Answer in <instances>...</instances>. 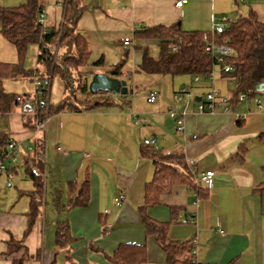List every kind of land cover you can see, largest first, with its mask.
<instances>
[{"label":"crops","instance_id":"0c3cea01","mask_svg":"<svg viewBox=\"0 0 264 264\" xmlns=\"http://www.w3.org/2000/svg\"><path fill=\"white\" fill-rule=\"evenodd\" d=\"M39 1L46 11L45 27L59 28L64 23L66 0ZM177 1L77 0L84 11L76 30L88 41L89 64L95 69L90 77L97 73L112 77L109 71L123 64L117 78L126 80L129 94L135 95V73L143 57L140 48L147 47L149 41L139 38V31L180 23L184 31L211 32L216 25L227 27L251 11L264 22V0H188L182 8L176 7ZM26 2L0 0V7L17 8ZM131 37L139 42L135 45L132 41V45L141 54L134 53L133 70H126L125 58L131 45L125 46L123 39ZM29 48L37 53L36 67L25 68L33 71V76L3 82L7 93L28 99L35 93L34 80H41L46 72L45 64L38 62L39 46ZM63 51L55 49L58 55ZM100 60L102 63L96 65ZM18 61L16 56L0 57V63ZM220 68L221 77L215 79L220 85L215 88L229 102L234 90L230 85L234 83L230 75L222 73V65ZM148 75L139 78L143 85L137 91H147L150 107H139L127 96L109 93L114 106L78 111L67 108L49 114L67 97L64 82L55 76L49 84L46 118L38 117L33 102L28 104L32 112H25L27 103H21L10 114L0 116V128L6 129L22 147L19 160L23 158L25 170L37 165L35 144L38 140L44 142L41 170V165L36 166L43 179L41 195H35L34 183L23 173L21 177L33 183L32 190L21 191L17 200L0 199V264H12L23 254L22 250L5 255L11 239L24 242L30 257L26 264H115L114 256L125 244L145 245L146 260L142 264H170L156 237L147 233L140 214L146 203V187L158 170L149 155L154 151L181 154L191 173L215 171L211 189L192 191L185 184H177L170 194L161 197L160 204L146 210L152 220L169 224L168 240L192 242V247L196 242L197 264H264V215L260 197L253 192L264 182L261 104L246 99L234 110L223 103L214 113L199 112L197 103L212 87L208 78L196 81L198 76H171L166 80L161 75L158 79ZM184 88L200 101L176 102L174 94ZM151 93L156 95L154 103L147 101ZM170 109L187 112L184 133L177 131L176 122L168 115ZM181 165L174 162V167ZM13 172L15 177L19 175L21 166L17 165ZM83 184L90 189L88 205L72 206ZM196 193H201L200 198ZM34 195L39 213L31 232L24 237ZM122 195L125 200L117 205L116 199ZM171 207L179 208L175 218ZM60 227L66 234L63 244L57 242Z\"/></svg>","mask_w":264,"mask_h":264},{"label":"trees","instance_id":"16d2710c","mask_svg":"<svg viewBox=\"0 0 264 264\" xmlns=\"http://www.w3.org/2000/svg\"><path fill=\"white\" fill-rule=\"evenodd\" d=\"M43 5L39 0H27V2L17 8L0 7V33L17 51L19 61L15 64L0 63V116L10 114L15 108L21 106L18 100L20 96L7 93L4 90L3 82L6 79H18L23 76H33V71L27 72L24 61L31 45H38L40 54L38 62L45 64V75L40 76L43 82V96L34 107L38 117L46 118V100L52 77L58 76L65 84L67 97L71 89V82L74 83L77 77L80 78L86 72L84 85L81 87L82 94L92 95L89 91L88 75L93 71L89 69L90 50L88 41L81 33L76 30V25L82 16L83 8L79 6L77 0H66L64 10V20L59 28L48 29L39 24L38 19L43 11ZM138 37L141 39L156 40L160 48L158 57H153L148 47H141L143 57L139 65V71L149 75L161 76H191L208 78L214 67L220 65L215 55L207 52L210 45L222 46L227 44L232 49V55L225 58L222 73L231 76L234 83L233 97L229 99L231 110L241 103L240 96L246 95L248 101L252 102L256 98L264 97V93L256 91V86L264 82V22L258 19L257 14L251 11L247 17L241 18L230 23L223 29H214L211 32L184 31L180 23L169 27L156 26L144 31H139ZM172 43L177 44V50L171 51ZM56 48L64 49L62 54L55 52ZM61 56V57H60ZM102 60L96 63L100 65ZM221 66V65H220ZM123 64L113 67L109 73L112 77H119L122 74ZM89 69V70H88ZM90 76V75H89ZM109 93H100L92 96H108ZM64 100L62 105L51 109L49 114L59 113L64 109L75 110ZM111 97L105 104H95L89 109L114 106ZM24 106V105H23ZM32 107V105H31ZM75 111H78L75 110ZM264 143V133L260 135ZM12 139L4 128H0V157H4V152ZM44 142L38 140L35 144L37 165H41ZM157 165L154 180L146 187V203L140 208L148 234L154 235L166 252L167 260L170 264H197L195 256L192 254V242L174 243L167 238L169 229L168 223H159L146 215V210L156 204H160L161 197L170 194L173 187L177 184H185L192 191L197 187L194 177L183 164L181 154H167L155 152L149 154ZM174 162L182 165L174 167ZM36 165V166H37ZM36 166H30L26 170L28 178L34 183L36 188L35 195H41L43 190L42 174L36 171ZM182 169V170H181ZM264 171V168H263ZM76 189V186H74ZM200 191V189L198 188ZM89 185L83 184L79 187L78 195L73 200L72 206L86 207L89 202ZM259 195L261 201V211L264 215V182L253 191ZM33 197L31 211L29 213L28 227L25 231L26 237L32 230L36 218L38 217V205ZM198 194V197L200 198ZM172 215L176 216L178 207H171ZM57 242L63 244L66 241V234L63 228H59ZM62 231V232H61ZM23 250L19 259H14L12 264H26L30 258L23 241L11 239L8 242L6 256L18 253ZM146 260L145 245L125 244L117 250L113 262L115 264H142Z\"/></svg>","mask_w":264,"mask_h":264},{"label":"rangeland","instance_id":"374dc122","mask_svg":"<svg viewBox=\"0 0 264 264\" xmlns=\"http://www.w3.org/2000/svg\"><path fill=\"white\" fill-rule=\"evenodd\" d=\"M65 23V20H64ZM131 40L134 42L135 45L139 44V42L137 40H133V37H131ZM0 57L2 58H14L15 56L17 58V60H19L18 58V54L16 53L17 51L15 50L14 46L10 45L8 41L5 40V38L2 36V34L0 33ZM7 45V46H6ZM147 47L149 50V53L153 56V57H158V55L160 54L159 52V48H158V42L156 40H149L147 42ZM10 47V48H9ZM119 48H122V46H119ZM135 46L133 47V45H131L127 50H128V55L125 58L126 63H125V69L126 70H133V67L135 65V57H134V53H136L138 56L139 54H141V50L137 49L135 51ZM65 52L67 51V48H64ZM16 51V52H15ZM61 57V56H60ZM37 64V53L34 52L32 49H28L25 61H24V67L25 68H34L36 67ZM90 70L94 71V67H89ZM88 69V70H89ZM140 72H136L135 74V84L138 83L137 87H135V89H133L135 91V95H127L129 101H134V104L137 103V105L139 107L145 108L147 106V102H146V96H147V91L146 90H142L140 93H138L139 91H137V88L142 86L143 84L141 83V80H139L140 77H143V79L146 78L147 74L141 73ZM98 74V73H97ZM91 75V74H89ZM150 77H152L153 79H158L161 78L159 77L160 75H148ZM77 77V80H75L74 83L71 82V89L69 90V96L66 99V101L68 102V104L70 105L71 108L75 109V110H82V109H89L92 108L95 104L99 103V104H105V101L109 99V97L111 96H92V95H88V94H82L80 92L81 87L84 85V79L86 77V72H83L82 75H80V78ZM90 77V76H89ZM162 77H166V80H170L171 76L166 75V76H162ZM178 77V76H176ZM217 77H219L218 79H220L221 77V68L220 66H215L214 67V71H213V80L211 82V86H216L218 88V86L220 85V83H216L215 79H217ZM93 77H90L89 79L92 80ZM151 78V79H152ZM180 78L182 79H189L188 77L185 76H180ZM148 79V78H147ZM90 80V82H91ZM16 87H20L21 84H13ZM27 85V84H25ZM135 86V85H134ZM132 87V86H131ZM168 87V85H167ZM165 88V92H168L169 89ZM231 89H234V86L230 85ZM35 89V86H34ZM23 90V89H21ZM231 90V91H232ZM207 93V92H206ZM55 95V92H53V97ZM206 95V94H205ZM158 103L161 102V94L160 97L158 98ZM261 106L264 109V101H263V97L260 98ZM127 103V102H126ZM150 107V106H147ZM20 157V155H19ZM23 158H20V160H18V156H17V163L13 164L10 160H6V165L8 166V168H10L13 171V168L17 167V165L21 166V173H19V175H17L15 177V175L13 174V176L10 178L8 177L7 173H3L0 175V199L5 200V201H9L10 199L12 200H17L20 196V192L21 191H27V190H32L33 188V183L28 181L26 178H22L21 176H23L24 174L26 175V170L24 168V162H23ZM24 173V174H23ZM27 180V181H26ZM11 185V187L9 186Z\"/></svg>","mask_w":264,"mask_h":264},{"label":"built area","instance_id":"2783aa9c","mask_svg":"<svg viewBox=\"0 0 264 264\" xmlns=\"http://www.w3.org/2000/svg\"><path fill=\"white\" fill-rule=\"evenodd\" d=\"M188 2V0H178L176 2V7L178 8H182L186 3ZM45 20H46V11L45 9H43V11L41 12L38 22L39 24H41L43 27H45ZM223 20L225 21L226 19L223 18ZM218 27H220V29H223L225 27H222V25H216L215 29H217ZM123 44L125 46H130L132 45V40L130 38H125L123 39ZM171 51H176L177 50V44L176 43H172L170 46ZM207 52L215 55L216 60L218 61V63L220 65H224L225 63V58L229 57L232 55V49L227 45L224 44L222 46H217V45H210L207 47ZM223 69L227 70H233L232 68L229 67H223ZM208 79L210 81H212L213 79V74H211L210 76H208ZM196 81H199V77H196ZM34 86H35V93L33 98H26V97H19L18 100L25 104H31V102L34 103V105L36 106L38 104V101L40 98H42L43 96V90H42V86H43V82L39 79H35L34 80ZM196 96L195 94H193L191 92L190 89L188 88H184L181 89L180 91L176 92L174 94V100L178 103H190V102H196ZM247 99L246 95H241L240 96V101H244ZM148 103H154L156 101V95L155 93H151V95L147 98ZM264 101V100H263ZM255 102L257 104H261L262 102L260 101V98H256ZM228 104V99L224 98L220 91L218 89H216L215 87H211L204 98H202L201 102L197 103L198 105V110L199 112H210V113H214L217 109V107H219V104ZM168 115L170 116V118H172L177 125V131L180 133H184L185 131V124H186V118L188 116L186 111H177L175 109H170L168 111ZM194 138H198L197 136H195ZM146 144H150L149 141H146ZM21 149L22 147L20 146V144L15 141V140H11L8 148L6 149V151L3 153L4 157H0V175L3 173H7L8 177H12L14 172L8 168V166L6 165V160H10L13 164L17 163V156H18V160H19V154L21 153ZM192 175L194 177V183L195 186L197 188H204V189H211L214 185V178H215V171L214 170H206L204 172L199 173L198 171H192ZM196 198H198V194H195ZM125 200V196H120L116 199V204L117 205H122L123 202ZM188 220L186 219L184 221V223H187ZM197 248H198V244L196 242H194L193 247H192V254L196 257L197 254Z\"/></svg>","mask_w":264,"mask_h":264},{"label":"water","instance_id":"95a60500","mask_svg":"<svg viewBox=\"0 0 264 264\" xmlns=\"http://www.w3.org/2000/svg\"><path fill=\"white\" fill-rule=\"evenodd\" d=\"M89 91L92 95L111 93L114 96H127L129 94L128 83L126 80L111 77L110 75L104 73L94 75L89 84ZM256 91L264 93V82L256 86ZM197 101H200V99L197 98ZM32 110L33 108L31 106L28 104L25 105V112H32Z\"/></svg>","mask_w":264,"mask_h":264}]
</instances>
